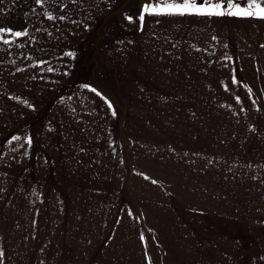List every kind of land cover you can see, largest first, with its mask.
Returning <instances> with one entry per match:
<instances>
[{
    "label": "rangeland",
    "instance_id": "1",
    "mask_svg": "<svg viewBox=\"0 0 264 264\" xmlns=\"http://www.w3.org/2000/svg\"><path fill=\"white\" fill-rule=\"evenodd\" d=\"M156 3L0 0L4 264H264V18L183 16L209 73Z\"/></svg>",
    "mask_w": 264,
    "mask_h": 264
},
{
    "label": "snow or ice",
    "instance_id": "2",
    "mask_svg": "<svg viewBox=\"0 0 264 264\" xmlns=\"http://www.w3.org/2000/svg\"><path fill=\"white\" fill-rule=\"evenodd\" d=\"M37 3L43 4L45 0H36ZM241 3H246V7H241ZM166 15V16H233V17H256V18H264V7L261 6L257 0H251L249 3L248 0H172V2H168V0H158V3L155 5L145 4L143 8V13L139 16V20L143 23L145 19V15ZM65 16H60L59 19H65ZM48 20H54V17L51 14L47 15ZM131 20V17H128ZM0 34H11L14 37H23L27 36L28 32L25 31H13L10 28H2L0 27ZM0 39H3V35H0ZM215 40L216 38L213 37ZM3 43H10L9 40L3 39ZM264 47V45H262ZM67 55L71 56L72 53H67ZM48 71H52L51 68ZM232 83H238L235 76L232 79ZM87 87V85H85ZM93 92H96L97 95H100L99 92L95 88L91 89ZM251 91V90H249ZM239 100V98H237ZM108 108L112 109V104L108 102ZM112 115H116L115 111L112 112ZM13 139H16L15 137ZM31 139L29 138L27 143L31 144ZM156 183V181H153ZM141 240H144V237L141 236ZM5 253L0 250V264H4ZM150 264V262H149Z\"/></svg>",
    "mask_w": 264,
    "mask_h": 264
},
{
    "label": "crops",
    "instance_id": "3",
    "mask_svg": "<svg viewBox=\"0 0 264 264\" xmlns=\"http://www.w3.org/2000/svg\"><path fill=\"white\" fill-rule=\"evenodd\" d=\"M97 1H99V4H98L99 10H100V12H102L104 10V0H97ZM102 1H103V3H102ZM107 6H111V4L110 5H107ZM142 7H143V5L140 4L139 5V11H140V13H143ZM144 14L145 15H148L146 13H144ZM170 17H172V16H170ZM203 17L210 18V19H212V18H218V16H213V17L203 16ZM157 19H161V17H158L157 16ZM180 19L184 20L182 17ZM175 20H177V19H175ZM173 21L174 20L170 21L169 26L168 27H165V29H163L164 30V34H163L162 38H160V39H167V40H169L170 41V46H169L170 48H175L176 43L179 42L180 37H181L180 34L179 35L177 34L176 36H174L173 33H172L174 31V30H172V27L175 26V24H172ZM182 25H184L185 27L184 28L182 27L183 30L180 33H183L185 31L184 32L185 33L184 38L187 39V36L186 35H189V37H190V39L192 41L193 47H194L193 50L187 52L186 54L187 55H190L191 57L198 56L202 61L205 62V65H202L203 67L197 68L196 71L209 72V73L220 72V59L219 58L218 59H215L214 57H211L210 58L209 55L210 54L211 55L217 54V53H211L210 52V49H213L214 48L217 51L220 50L219 45H220V42H221V40H220L221 33L223 35H225L226 38H227V35H230L231 32L227 28V26L225 25V23H224V25H225L224 28H221V21H218L215 24L208 26L207 27V30L208 31L209 30L211 32H214L215 31V38L216 39L215 40L213 38L211 39V37L208 34H201L200 33V36L199 37H201V39L204 38L205 40L204 41H200V43H197V44H194L193 43L194 42L193 40L195 39V37L190 34V32L192 33V31L188 28L189 23L187 21H185V23H182ZM224 44H225V42H224ZM229 45H230V43H229ZM181 49H185L184 46L181 47ZM177 52H179V51H174L171 54H169V53L168 54L164 53V54H165V56L167 58L170 59ZM217 55H221V54H217ZM214 64H215V67L213 66ZM201 77L206 78V76L205 77L204 76H201ZM245 258H247V257L245 256Z\"/></svg>",
    "mask_w": 264,
    "mask_h": 264
}]
</instances>
